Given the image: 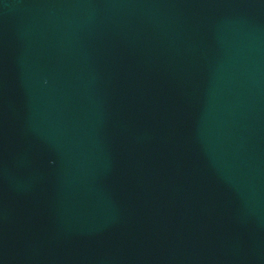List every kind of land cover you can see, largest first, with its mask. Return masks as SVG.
<instances>
[{"label":"water","instance_id":"95a60500","mask_svg":"<svg viewBox=\"0 0 264 264\" xmlns=\"http://www.w3.org/2000/svg\"><path fill=\"white\" fill-rule=\"evenodd\" d=\"M0 264H264V0H0Z\"/></svg>","mask_w":264,"mask_h":264}]
</instances>
